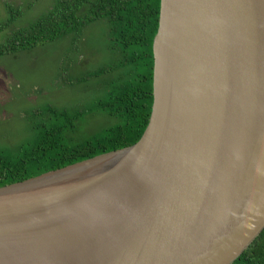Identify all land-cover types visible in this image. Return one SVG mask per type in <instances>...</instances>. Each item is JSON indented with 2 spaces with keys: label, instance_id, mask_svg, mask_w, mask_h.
<instances>
[{
  "label": "water",
  "instance_id": "1",
  "mask_svg": "<svg viewBox=\"0 0 264 264\" xmlns=\"http://www.w3.org/2000/svg\"><path fill=\"white\" fill-rule=\"evenodd\" d=\"M141 137L0 187V264H232L264 229V0H160Z\"/></svg>",
  "mask_w": 264,
  "mask_h": 264
},
{
  "label": "trees",
  "instance_id": "2",
  "mask_svg": "<svg viewBox=\"0 0 264 264\" xmlns=\"http://www.w3.org/2000/svg\"><path fill=\"white\" fill-rule=\"evenodd\" d=\"M159 6L160 0H55L27 23L15 24L32 4H3L0 57L72 34L76 40L88 23L100 20L108 58L88 72L101 91L89 105L44 104L30 135L13 146H0V187L130 146L141 137L153 100L152 40ZM83 81L92 83L80 74L76 83ZM94 115H103L106 123L91 125ZM232 264H264V229Z\"/></svg>",
  "mask_w": 264,
  "mask_h": 264
},
{
  "label": "rangeland",
  "instance_id": "3",
  "mask_svg": "<svg viewBox=\"0 0 264 264\" xmlns=\"http://www.w3.org/2000/svg\"><path fill=\"white\" fill-rule=\"evenodd\" d=\"M54 1L0 0V12L3 4L23 8L31 3L32 8L15 22L25 24ZM105 31V24L96 20L88 23L76 40V35L72 34L28 52L0 57V146H13L30 135V125L38 118L42 105L86 106L101 93L94 87V79L87 75L107 63ZM3 38L4 33L0 34V40ZM80 74H85L86 80L92 83H76ZM90 123L105 124L106 119L103 115H94Z\"/></svg>",
  "mask_w": 264,
  "mask_h": 264
}]
</instances>
